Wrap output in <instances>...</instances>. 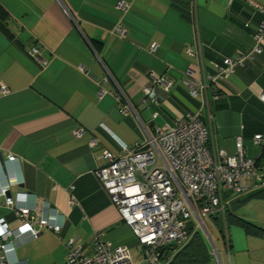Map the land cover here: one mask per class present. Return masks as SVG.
<instances>
[{
	"label": "crops",
	"instance_id": "obj_1",
	"mask_svg": "<svg viewBox=\"0 0 264 264\" xmlns=\"http://www.w3.org/2000/svg\"><path fill=\"white\" fill-rule=\"evenodd\" d=\"M252 1L264 6V0ZM117 2L128 9L118 10ZM0 7L11 35L0 31V85L8 89L0 94V218L10 228L18 225L3 206L6 189L17 206L49 203L48 221L62 227L58 234L42 230L32 240L18 234L7 247L8 258L15 264H61L68 239L89 254L97 234L113 246L129 247L137 258L131 231L94 175L105 165L102 150L117 156L121 144L131 147L144 139L135 118L119 112L115 97L121 89L150 132L187 119L198 107L182 84L187 70L196 71L186 51L200 50L210 71L212 62L254 46L264 16L242 0H0ZM32 47L44 65L29 56ZM149 74L170 83L168 91L155 88L157 106L140 102L142 88L151 85ZM213 89L215 148L234 155L240 137L244 157L257 159L261 148L252 138L263 128L258 97L264 93V45ZM76 128L83 129L79 138L72 135ZM91 139L98 147L89 146ZM7 156L14 160L7 162Z\"/></svg>",
	"mask_w": 264,
	"mask_h": 264
},
{
	"label": "built area",
	"instance_id": "obj_2",
	"mask_svg": "<svg viewBox=\"0 0 264 264\" xmlns=\"http://www.w3.org/2000/svg\"><path fill=\"white\" fill-rule=\"evenodd\" d=\"M234 1L226 0V3L230 5ZM242 1L264 16V6L252 0ZM128 7L123 2L116 3V8L122 12ZM191 23L195 42L199 45V27L194 10ZM114 32L123 36L121 28H116ZM253 42L251 49L224 58L220 63L212 62L210 71H207L200 50H187L186 53L195 59L196 71L187 70L182 84L188 96L199 103L198 110L185 120L176 121L173 125L163 124L152 132L148 131L139 117L135 104L115 84L120 89L115 97L119 112L135 118L144 139L131 147L121 144L117 156L102 150L105 165L96 170L94 175L116 208L119 218L131 231L139 254L134 259L129 247L113 246L101 241L97 234L89 254L83 252L82 244L68 239L65 243L66 256L61 264H163L160 249L167 245L184 244L189 238V222L203 231L204 218L218 214L224 219L228 196H244L259 189L263 178L258 174L255 161L244 157L240 137L236 138L234 155L228 156L215 148L213 119L209 114L210 99L216 98L214 94L209 95V90L213 92V84L225 81L234 73L235 68L245 67L254 55L261 53V46L264 45V20L257 26ZM150 49L153 52L155 45L152 44ZM28 54L40 66L44 65L45 61L35 47L30 48ZM79 70L83 71V68L79 66ZM193 73L196 77L192 76ZM148 78L151 85L142 88L140 102L146 106H157L155 88L168 91L170 83L153 74H149ZM7 93V87L0 85V94ZM103 94L100 90L98 96L102 97ZM258 98L264 105V93ZM156 116L157 113H153L152 119ZM82 134L81 128L72 132L75 138ZM252 140L257 145L264 141V109L263 131L255 134ZM89 146L98 147L97 141L91 139ZM13 160L12 156H7V162ZM6 193L7 190L3 189V206L17 219L18 225L10 228L0 218V264H15V259H9L6 250L9 245L12 246L18 234H25L32 240L42 230L58 234L62 227L61 224L48 221L49 203L38 201L31 208L17 206ZM202 234L205 236L204 231ZM214 253L217 256L216 251Z\"/></svg>",
	"mask_w": 264,
	"mask_h": 264
},
{
	"label": "rangeland",
	"instance_id": "obj_3",
	"mask_svg": "<svg viewBox=\"0 0 264 264\" xmlns=\"http://www.w3.org/2000/svg\"><path fill=\"white\" fill-rule=\"evenodd\" d=\"M233 212V217L242 224L236 225L228 217L222 221L230 241L229 249L224 246L211 221L204 218L203 231L205 235L207 233V243L213 256L207 264H264V200H252ZM197 230L203 233L200 228ZM131 253L136 259L137 254L133 251Z\"/></svg>",
	"mask_w": 264,
	"mask_h": 264
},
{
	"label": "trees",
	"instance_id": "obj_4",
	"mask_svg": "<svg viewBox=\"0 0 264 264\" xmlns=\"http://www.w3.org/2000/svg\"><path fill=\"white\" fill-rule=\"evenodd\" d=\"M189 9V3H187ZM6 14L4 10L0 7V31L7 36V38L11 39V35L6 27ZM214 94L216 97L214 100L210 99L209 102V114L213 119L212 106L216 102L217 95L213 89L209 90V95ZM196 101V100H195ZM197 107L199 103L196 101ZM264 109V105H263ZM262 125H263V115H262ZM263 131V128H262ZM262 131L260 133H262ZM212 132H213V122H212ZM258 133V134H260ZM260 155L257 159H255V167L257 168L258 174L262 176L263 184L259 187V190H256V193L252 194L249 197L244 196H228V204L225 207V216L230 218V220L234 217H231L234 213L233 210L239 209L246 204H248L252 200H264V141L260 143ZM107 196V195H106ZM108 198V197H107ZM233 209V210H232ZM232 210V211H231ZM229 214V215H228ZM231 214V215H230ZM208 219L211 221L212 225L218 231L224 246L229 249L230 241L228 235L225 230V226L223 224V220L220 215L212 214L208 216ZM205 224V223H204ZM206 226V225H205ZM207 228V227H206ZM188 240L181 245H167L160 249L162 254L161 261L163 264H207L212 259L211 249L209 244L207 243L204 235L197 230L194 224L191 222L188 223Z\"/></svg>",
	"mask_w": 264,
	"mask_h": 264
},
{
	"label": "water",
	"instance_id": "obj_5",
	"mask_svg": "<svg viewBox=\"0 0 264 264\" xmlns=\"http://www.w3.org/2000/svg\"><path fill=\"white\" fill-rule=\"evenodd\" d=\"M1 161V160H0ZM254 193H256V191H253V192H250L249 194H247L246 195V197H249V196H251L252 194H254ZM205 238H207L208 239V237H207V234L205 235ZM206 239V240H207ZM209 240V239H208ZM210 242V241H209ZM213 248V247H212ZM213 250H214V248H213ZM217 258H218V256H216Z\"/></svg>",
	"mask_w": 264,
	"mask_h": 264
}]
</instances>
